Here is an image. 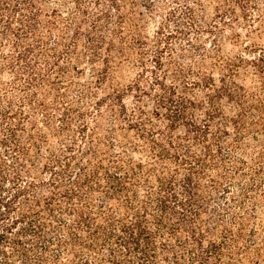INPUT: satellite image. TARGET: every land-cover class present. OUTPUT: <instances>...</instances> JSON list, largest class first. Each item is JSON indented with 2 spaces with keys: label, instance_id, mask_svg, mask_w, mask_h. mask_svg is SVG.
Wrapping results in <instances>:
<instances>
[{
  "label": "trees",
  "instance_id": "trees-1",
  "mask_svg": "<svg viewBox=\"0 0 264 264\" xmlns=\"http://www.w3.org/2000/svg\"><path fill=\"white\" fill-rule=\"evenodd\" d=\"M0 264H264V0H0Z\"/></svg>",
  "mask_w": 264,
  "mask_h": 264
}]
</instances>
